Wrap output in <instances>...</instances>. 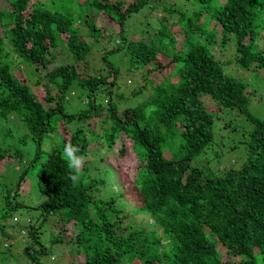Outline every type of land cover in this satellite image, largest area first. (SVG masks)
Masks as SVG:
<instances>
[{
    "label": "trees",
    "instance_id": "1",
    "mask_svg": "<svg viewBox=\"0 0 264 264\" xmlns=\"http://www.w3.org/2000/svg\"><path fill=\"white\" fill-rule=\"evenodd\" d=\"M81 1L76 15L71 0L0 2V121L19 118L35 141L19 185L5 200L18 196L30 171L42 196L40 216L27 231L31 241L39 242V231L51 219L57 240L83 245L77 251L82 264H123L126 257L131 264H264V119L250 110L253 97L245 82L224 69L212 50L233 37L238 68L264 69V46L258 43L264 0ZM141 13L147 17L145 31L126 39L127 18ZM107 28L122 38L111 52L122 49L129 56L126 73L139 80L131 106L108 100V115L102 119L103 111L94 119L103 124L98 142L92 141L103 150L98 163L113 172L118 190L107 174L94 183L82 177L86 170L100 172L88 167L97 152H89V130L69 126L84 118L83 111L63 107L75 82L91 95L89 113L96 109L95 89H114L116 66L87 73V63L79 65ZM20 66H30L37 79L30 80ZM233 111L244 115L246 129L238 141L237 165L219 169L217 124ZM222 124L239 130L227 120ZM64 130L70 135L42 148L45 137ZM68 142L86 158L75 183L69 178L75 170L63 156ZM126 151L140 162L132 176L120 167ZM22 154L20 148L0 146L1 162L22 160ZM100 191L105 200L97 199ZM23 205L10 204L3 220ZM139 214L152 222L133 227ZM223 249L234 260H222ZM25 252L35 259L27 245Z\"/></svg>",
    "mask_w": 264,
    "mask_h": 264
},
{
    "label": "rangeland",
    "instance_id": "2",
    "mask_svg": "<svg viewBox=\"0 0 264 264\" xmlns=\"http://www.w3.org/2000/svg\"><path fill=\"white\" fill-rule=\"evenodd\" d=\"M71 6L74 13L78 12L81 8V0H71ZM171 0H166L163 3L170 2ZM178 1V0H177ZM1 2V0H0ZM49 4L51 1L48 2ZM65 6L67 3L62 2ZM57 6V2L55 4ZM134 15L130 16L126 20V29L124 31V36L126 39L131 40V35H138L139 32L145 31V19L146 16ZM160 16V13L156 14V19ZM154 18V17H153ZM152 18V19H153ZM155 19V21H156ZM132 20V21H131ZM211 25V24H210ZM108 29V28H107ZM219 29V28H218ZM106 30V29H105ZM220 30V29H219ZM104 31V30H103ZM82 34L87 37V31L83 30ZM262 37L259 38L258 43L261 48L264 46V29L261 31ZM220 33L217 32V40L220 38ZM122 38L116 34L112 33L111 29L105 32L99 33L97 35V41L95 43H90V51L84 60L79 62V65L84 66L86 62L89 70L87 73L103 72L104 67L107 64H112L120 70L117 82L114 89L111 92L105 90L100 86L95 89V102L96 109L92 110L90 113L86 112L89 108L87 102L91 99V95H88V89L78 85L76 82L71 86V92L67 96L63 107L66 112L79 113L83 111L82 116L84 118H74L70 122V128H77L82 126V130L88 131V139L90 142L89 152H97L94 154L96 157L89 161V169H93L95 166L100 167V172L88 171L83 172L82 177L86 181L94 183L98 181L102 176L107 174L110 182V169L98 163L101 159V153L103 150L98 151L96 143L100 138V133L102 132V121L94 122V119L103 112L102 119L104 115H108L110 111L109 103L106 101H111V104H116L117 107L123 106L127 103L131 106V100L134 99L131 96V90L139 85V80L134 78L131 79L126 73L129 68V56L122 50H115L111 52V49L116 46L117 41H121ZM234 38H228L227 42L221 47L217 46V43L212 46V50L216 60L220 65L235 74L236 77L242 79L247 85L253 97V103L250 106L252 113L260 118L264 119V69H259L252 65L249 69H240L235 63V42ZM88 42H91L90 38H87ZM68 59H72L69 56ZM22 73H25L30 80L37 79V74L35 75L33 69L30 66L18 67ZM60 92L56 91L55 96H59ZM120 96H124L122 103H119ZM137 98H141L140 95ZM205 98V97H204ZM203 98V100H204ZM57 100V99H56ZM120 110V109H119ZM234 110V109H230ZM234 114V115H233ZM225 120L229 121V125L235 126L239 125V130L237 133L230 131L231 129L226 124H222ZM245 118L243 114H236L235 111L228 113L221 117L217 124V134L216 140L220 143L216 150L221 154V163L219 169L224 167H229V165H237L238 157V141L240 139L241 132L245 124ZM58 124V122H57ZM243 124V126H242ZM104 129V128H103ZM246 129V128H245ZM70 133L67 130L62 131V135L52 134L43 139L42 148L45 150L51 149V145H55L57 142L61 141V136H69ZM92 139V140H91ZM104 142V139H103ZM102 142V143H103ZM0 146L12 150L13 148H20L23 151L22 160H15L11 163H5L0 161V243L1 251L0 258L3 260L4 264H82V260L79 258L77 253L78 249L82 248L83 245L75 240H69L70 238H64L57 240L58 230L54 226L51 219L44 223V226L40 234L39 242H32L31 237L28 235L27 231L29 226H34L37 222V217L40 216V209L37 208L39 201L42 199L36 184L31 182L32 173L29 172L30 176L23 184V187L19 189V194L17 197H11L9 202L6 203V194L10 195L14 186L19 185L18 181L20 179V174L22 173L25 162H28L34 153L35 141L29 133L27 126L17 117L13 115L7 116L6 120L0 121ZM239 146H241L239 144ZM120 167L125 170L131 176L133 171H137L140 162L137 160L135 155L131 152V155L126 151L122 157H119ZM113 188L119 187L116 183H110ZM108 187V186H107ZM118 192V191H117ZM96 199V196H95ZM97 199L105 200L104 192L100 191L97 194ZM24 204L21 207H15L13 209V216L3 220L1 214L5 213L10 204ZM131 206L133 204L131 203ZM129 204H124V209L128 208ZM131 217V214H129ZM135 221L132 223L133 227L142 228L145 223L152 222V219L147 214L134 215ZM30 220V225H29ZM38 221H40L38 219ZM130 221L126 222V224ZM150 228V226L148 225ZM160 231V230H159ZM42 244V245H40ZM31 253L34 254L36 261L34 262L29 258L25 252V246ZM43 246V251L39 252ZM222 260H234V257L228 254L225 249L220 251ZM128 264H131V259L126 257ZM125 262H123L124 264ZM125 263V264H127Z\"/></svg>",
    "mask_w": 264,
    "mask_h": 264
},
{
    "label": "clouds",
    "instance_id": "3",
    "mask_svg": "<svg viewBox=\"0 0 264 264\" xmlns=\"http://www.w3.org/2000/svg\"><path fill=\"white\" fill-rule=\"evenodd\" d=\"M80 152L78 146L71 144L70 142L66 143L64 146L63 156L68 163L70 169H74V173H71L69 178L75 183L79 179L78 173L83 167L86 158L83 155H77Z\"/></svg>",
    "mask_w": 264,
    "mask_h": 264
}]
</instances>
